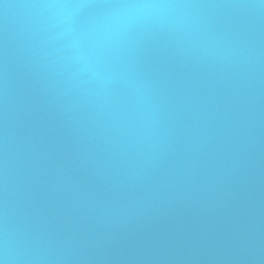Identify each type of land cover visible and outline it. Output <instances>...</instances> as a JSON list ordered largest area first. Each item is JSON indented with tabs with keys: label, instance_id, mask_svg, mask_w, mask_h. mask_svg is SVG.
<instances>
[{
	"label": "water",
	"instance_id": "95a60500",
	"mask_svg": "<svg viewBox=\"0 0 264 264\" xmlns=\"http://www.w3.org/2000/svg\"><path fill=\"white\" fill-rule=\"evenodd\" d=\"M0 264H264V0H0Z\"/></svg>",
	"mask_w": 264,
	"mask_h": 264
}]
</instances>
